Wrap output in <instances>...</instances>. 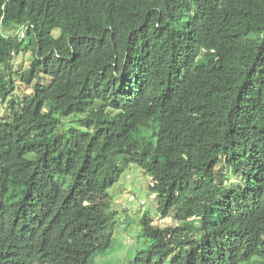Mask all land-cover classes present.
I'll return each instance as SVG.
<instances>
[{
  "label": "trees",
  "instance_id": "16d2710c",
  "mask_svg": "<svg viewBox=\"0 0 264 264\" xmlns=\"http://www.w3.org/2000/svg\"><path fill=\"white\" fill-rule=\"evenodd\" d=\"M0 64V264H92L131 164L177 222L130 264L264 262V0H0Z\"/></svg>",
  "mask_w": 264,
  "mask_h": 264
},
{
  "label": "rangeland",
  "instance_id": "374dc122",
  "mask_svg": "<svg viewBox=\"0 0 264 264\" xmlns=\"http://www.w3.org/2000/svg\"><path fill=\"white\" fill-rule=\"evenodd\" d=\"M4 33L22 34L21 29L4 31ZM30 60L31 51L29 48H25L24 51L13 56L11 64L16 88L12 96L21 98L30 93L31 87L22 83L16 75L17 71L28 67ZM2 67L3 64H0V68ZM45 82L48 83V91L53 98L59 102L66 99L65 88L60 82L51 79H47ZM8 115L7 102L3 103L0 99V118H5ZM69 120L70 117L63 116L60 128H66ZM211 175L218 183L228 184L231 181L237 182L238 179L231 173L225 172L221 166L213 169ZM149 182L150 177L144 173L142 168L137 164H131L123 171L119 179L106 190L109 195L110 209L118 212L112 229L111 244L107 249L91 257L92 264H130L131 259L137 252L146 251L148 244L139 223V219L144 213H147L153 220V224L157 226H174L176 224L177 221L173 216L174 210H171L166 217L158 214L156 196L154 192L149 190ZM130 195H133L136 201H128ZM241 264H264V262L258 257H252L248 262Z\"/></svg>",
  "mask_w": 264,
  "mask_h": 264
},
{
  "label": "built area",
  "instance_id": "2783aa9c",
  "mask_svg": "<svg viewBox=\"0 0 264 264\" xmlns=\"http://www.w3.org/2000/svg\"><path fill=\"white\" fill-rule=\"evenodd\" d=\"M128 201H136V198L133 195H130L128 197ZM141 203H143V202H141Z\"/></svg>",
  "mask_w": 264,
  "mask_h": 264
}]
</instances>
